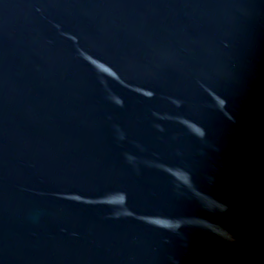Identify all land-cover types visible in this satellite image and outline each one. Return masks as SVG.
<instances>
[{
  "label": "water",
  "instance_id": "1",
  "mask_svg": "<svg viewBox=\"0 0 264 264\" xmlns=\"http://www.w3.org/2000/svg\"><path fill=\"white\" fill-rule=\"evenodd\" d=\"M0 264H264V0H0Z\"/></svg>",
  "mask_w": 264,
  "mask_h": 264
}]
</instances>
